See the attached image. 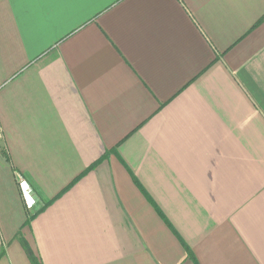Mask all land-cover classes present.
Masks as SVG:
<instances>
[{"label": "crops", "instance_id": "1", "mask_svg": "<svg viewBox=\"0 0 264 264\" xmlns=\"http://www.w3.org/2000/svg\"><path fill=\"white\" fill-rule=\"evenodd\" d=\"M29 251L264 264V0H0V264Z\"/></svg>", "mask_w": 264, "mask_h": 264}, {"label": "trees", "instance_id": "2", "mask_svg": "<svg viewBox=\"0 0 264 264\" xmlns=\"http://www.w3.org/2000/svg\"><path fill=\"white\" fill-rule=\"evenodd\" d=\"M99 161H100V160H99ZM99 161H97L96 163H94L93 165H91L88 169H86L81 175L78 176V178H75V180H74V181H73V182H72V183H71L66 189H64L59 195H57L56 198H58V197H60L62 194H64L69 188H71L76 182H78V180H79L82 176H84L87 172H89L90 169L92 170L93 167H95V166L99 163ZM53 201H54V199L51 200V201H49V202L46 204V206L49 205L50 203H52ZM34 217H35V215L30 216V217H29V222H30V220H31L32 218H34ZM29 253H30V258H31L32 264H43V263H41V260H40L37 256L33 255L30 251H29Z\"/></svg>", "mask_w": 264, "mask_h": 264}, {"label": "built area", "instance_id": "3", "mask_svg": "<svg viewBox=\"0 0 264 264\" xmlns=\"http://www.w3.org/2000/svg\"><path fill=\"white\" fill-rule=\"evenodd\" d=\"M20 187H21V190H22L24 197H26L25 199H27V201H28V198H29V201L27 202L28 207L32 208L35 204V200L32 198V192L33 191L31 189V187L28 184H26L25 180L20 181Z\"/></svg>", "mask_w": 264, "mask_h": 264}, {"label": "snow or ice", "instance_id": "4", "mask_svg": "<svg viewBox=\"0 0 264 264\" xmlns=\"http://www.w3.org/2000/svg\"><path fill=\"white\" fill-rule=\"evenodd\" d=\"M69 2H71V0H69Z\"/></svg>", "mask_w": 264, "mask_h": 264}]
</instances>
